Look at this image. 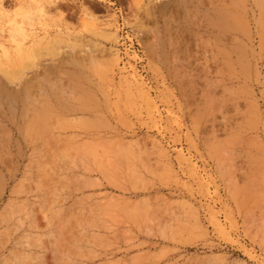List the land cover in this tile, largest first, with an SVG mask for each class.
<instances>
[{"label":"rangeland","instance_id":"374dc122","mask_svg":"<svg viewBox=\"0 0 264 264\" xmlns=\"http://www.w3.org/2000/svg\"><path fill=\"white\" fill-rule=\"evenodd\" d=\"M50 12L0 63V264H264V0Z\"/></svg>","mask_w":264,"mask_h":264},{"label":"clouds","instance_id":"9594fccd","mask_svg":"<svg viewBox=\"0 0 264 264\" xmlns=\"http://www.w3.org/2000/svg\"><path fill=\"white\" fill-rule=\"evenodd\" d=\"M14 5L9 9L0 0V63L23 54L38 30L52 26L56 0H14Z\"/></svg>","mask_w":264,"mask_h":264},{"label":"bare ground","instance_id":"6f19581e","mask_svg":"<svg viewBox=\"0 0 264 264\" xmlns=\"http://www.w3.org/2000/svg\"><path fill=\"white\" fill-rule=\"evenodd\" d=\"M155 1V0H154ZM154 4V3H153ZM141 38H145L146 36V33L145 32H143V31H135ZM115 42H117V40H118V38L117 37H115ZM118 51H116V50H113V51H111V54L113 55V56H116V55H118ZM21 78V77H20ZM21 80V79H20ZM17 81H19V80H17ZM13 82V81H12ZM14 82H16V81H14ZM12 84V83H11ZM20 84V83H19ZM14 85H16V84H14ZM18 86V84L16 85V87ZM50 154V153H49ZM33 156V155H32ZM35 156H36V154H35ZM33 158V157H32ZM37 158V157H36ZM47 159H49V158H47Z\"/></svg>","mask_w":264,"mask_h":264}]
</instances>
